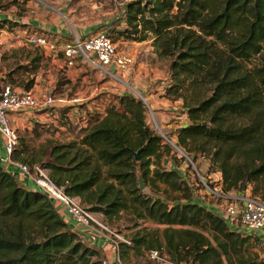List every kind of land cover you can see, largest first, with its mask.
Wrapping results in <instances>:
<instances>
[{
    "label": "trees",
    "instance_id": "trees-1",
    "mask_svg": "<svg viewBox=\"0 0 264 264\" xmlns=\"http://www.w3.org/2000/svg\"><path fill=\"white\" fill-rule=\"evenodd\" d=\"M17 26L7 21L0 29ZM108 26L109 36L151 39L158 56L170 60L165 92L182 102L190 123L176 137L160 135L148 124L141 98L113 94L104 113L88 112L91 119L78 140L50 143L34 154L22 143L13 158L41 163L66 194L109 222L127 217L132 228L147 222L164 226L144 227L131 244L121 242L122 261L129 249L144 248L177 264H262L260 240L232 230L192 202L191 183L164 162L177 165L172 140L190 161L201 156L208 173L221 175L222 195L251 188L264 202V0H130L123 16ZM33 84L30 80L25 89ZM37 125L39 137L49 131ZM140 178L149 193L140 189ZM170 193L178 196L167 198ZM102 259L46 195L0 165V264H101Z\"/></svg>",
    "mask_w": 264,
    "mask_h": 264
},
{
    "label": "crops",
    "instance_id": "crops-1",
    "mask_svg": "<svg viewBox=\"0 0 264 264\" xmlns=\"http://www.w3.org/2000/svg\"><path fill=\"white\" fill-rule=\"evenodd\" d=\"M3 1V4L9 7L12 6L15 10H18V7L25 10V8H30L33 5V1L29 0ZM102 1V4L97 3L96 1V6L99 4V6L103 8L104 5L107 4V0ZM13 11H5L6 15L4 16L11 17V22L19 26L11 29L7 27L0 29V51H2V53H7L9 56L7 58L8 65L4 69L6 73L4 75H0V84L5 83L4 79L6 78V75L10 74L9 84L17 90L25 91V84L30 80H33L34 84L30 89V92L36 94L37 96H41L46 93L54 94V92H59L60 94H57V96L63 98L60 104H56V106L46 110L11 113L10 121L14 129L18 130L20 125L28 126L30 124L31 126L33 125L34 132L35 125L43 124L49 125L48 127L53 125L57 130H64L67 125L57 124L58 121L56 119L62 117L63 115L73 121L74 118H76V115L84 113L83 108L86 107V104H90L91 101L99 98V94L103 92L108 94L110 98L103 103L102 107L97 106L96 108H93L91 105L86 107V111L88 112L102 114L104 113L106 105L111 101V95L133 94L131 92L124 91L127 86L135 92L133 95L144 100L148 108H150L153 112L154 116H156V119L163 130H169L174 137H176L175 134L177 130L190 123L187 115L183 111L182 102L172 100V97L167 95L165 92V88L167 86V75L164 67L158 66L157 68H154V66L148 61L139 63L138 68H131L126 72H122L123 75H121L117 81L122 85L111 81L107 76L105 77L101 75L100 72H97L82 61H77L75 65L71 67L67 64L66 59L62 55H47L43 53L41 49L29 45L26 41L27 37L33 34H45L51 37L70 39L73 34L68 37L64 26L60 27V25L58 26L55 23H52L57 17H59V15L62 14L51 16L50 20H48L45 18V12H41L40 10L33 12L35 14L34 16L29 15L28 11L23 13L21 16L14 14ZM113 14H115V10L107 7L106 11L103 10V16L99 17L98 21L94 25L89 28L83 27L77 30V34L81 37H86L98 33L99 27L106 24ZM70 24H72V22ZM128 41L130 40H123V38L118 41L126 47L121 48L119 51L125 53L132 52L133 46H127L129 45ZM136 44L142 47L143 45L147 46L150 42L145 41L138 42ZM131 55L135 57L134 53ZM18 67H23L24 69L20 70V72H14V70ZM26 68L33 70H25ZM122 86H124V88H122ZM83 100H86V102H83ZM66 118L65 121L68 122ZM82 127L85 128L86 125H83ZM80 129L81 128H79V130ZM79 136L80 134H77L76 138L73 139V137H71L66 140L70 143L72 142V139L73 141L78 140V138L81 137ZM68 143L64 142L63 144ZM169 163L171 162L169 161ZM208 166L209 165L207 164V170ZM219 177V184L221 185L220 174ZM245 194L251 195V188H249L246 193H231L229 196L236 198ZM192 202L199 203L214 213L217 212V203L213 204L204 200L200 201L198 197H195V195ZM144 227L148 230L156 227L160 229L164 228V226H158L152 222H147L136 228L120 230L119 232L123 237L130 240L135 233L142 230ZM230 228L237 231L231 226ZM246 235H252L258 238L261 245H264V229ZM84 240L86 243L99 250L102 257L108 258L111 264H154L153 260L149 257V252H147L144 248H139V250L129 249V251L125 254L124 261H122L112 245L99 241ZM259 251L260 250H258V253Z\"/></svg>",
    "mask_w": 264,
    "mask_h": 264
},
{
    "label": "built area",
    "instance_id": "built-area-1",
    "mask_svg": "<svg viewBox=\"0 0 264 264\" xmlns=\"http://www.w3.org/2000/svg\"><path fill=\"white\" fill-rule=\"evenodd\" d=\"M0 10V24L12 21ZM31 46L39 48L51 56L62 55L69 66L77 61L102 71L109 77H118L111 68L124 72L134 64L130 53L119 52L113 39L105 30L92 36H72L70 39L51 37L45 34L29 35L26 39ZM62 102L55 95H41L30 91L17 90L10 84H3L0 89V165L15 174L16 179L25 185L46 195L56 206L74 232L83 239L104 242L113 246L119 256L121 242L131 244L120 232L112 229L101 214L88 210L78 197L65 193V187L57 185L51 178L50 171L40 164L30 165L13 158L20 145L18 131L11 125V113L41 111ZM205 185V184H204ZM207 187V186H206ZM209 191L214 194L212 190ZM223 204H217L216 213L231 227L243 234H252L264 229V202L252 195L232 198L229 195L216 194ZM264 239V238H263ZM259 261L264 264V245L259 251ZM154 264H177L158 250L149 252ZM101 264H111L104 258ZM121 264V263H120Z\"/></svg>",
    "mask_w": 264,
    "mask_h": 264
},
{
    "label": "rangeland",
    "instance_id": "rangeland-1",
    "mask_svg": "<svg viewBox=\"0 0 264 264\" xmlns=\"http://www.w3.org/2000/svg\"><path fill=\"white\" fill-rule=\"evenodd\" d=\"M29 1H33V5L30 8H19L18 10H15L9 6H6L5 4H3V0H0V10L2 11H13L14 14L21 16L23 13H25L26 11H28V14L31 16H34L35 14L33 12H35L36 10H40L41 12H45V18L50 20L51 16H55V15H59V17L56 18V20H54L52 23H55L56 25H60V27H65L66 28V33L67 36L70 37L72 34L74 35H78L77 34V30L83 28V27H90L92 25H94L99 17H102L103 15V10L106 11L107 7L115 10V14L112 15V17L110 18L109 21L106 22V24L102 25L101 27H99L98 32L100 30H105L108 33V28H109V23H111L112 21H117L119 20V18H121L123 16V12L125 10V6L126 4L130 1V0H107V4L104 5V7L102 8L101 6H96V1L97 3H103V1L101 0H29ZM12 14V13H11ZM72 24H70L71 22ZM72 25V26H71ZM74 25V26H73ZM124 24L123 22L121 23V27L123 28ZM111 34V38L113 39V41L116 44L117 50L119 51L121 48H126L124 44L119 43L118 41L121 40L122 38H117V35L113 32H109ZM79 36V35H78ZM81 37V36H80ZM66 39V38H65ZM124 40V39H123ZM148 42H150V44H148L147 46L143 45L142 47L138 46L136 43V41H128L127 46H133L132 52H130L131 54L134 53L135 57L134 58V64L131 68H138L139 67V63L142 62H149L150 64H152L154 66V68H157L158 66L160 67H164V69H166V83L168 86L171 85V80L169 78V72H168V64L170 62V60L168 59H164V58H160L158 56V54L156 53L154 47L152 46V40L149 39L147 40ZM135 42V43H134ZM145 42V41H144ZM134 43V44H132ZM148 49V50H147ZM153 49V50H152ZM122 52V51H119ZM0 75H4L5 72V68L7 67L8 63H7V58L9 57L7 53H2V51H0ZM89 66V65H88ZM91 67V66H90ZM93 68V67H91ZM129 68V69H131ZM94 69V68H93ZM128 69V70H129ZM96 70V69H94ZM93 70V71H94ZM111 70L114 71V74L118 77L123 75V73L121 71H117L115 68H111ZM126 70V71H128ZM100 72L101 75L103 76H107L111 81L118 83V79L114 78V77H109L107 74H105L102 71H98ZM124 71V72H126ZM3 84L6 83H1L0 84V89L1 86ZM121 84V83H118ZM102 85V84H101ZM122 85V84H121ZM122 88H124V86H122ZM106 90V89H105ZM124 91L126 92H131L133 94H135V92H133V90H131L130 88H125ZM110 92V91H109ZM57 94L59 95L60 93H46V95H55L56 98L58 99H63L59 96H57ZM45 95V94H44ZM138 95V94H137ZM99 98L94 99L93 101H91L90 104H86V107L90 106L93 108H96L97 106L102 107L103 103L107 100H109L110 96L106 93H100L99 94ZM79 102V101H78ZM83 102H86V100ZM80 102V103H83ZM90 102V101H89ZM61 103V102H60ZM58 103V104H60ZM84 109V113H80L78 115H76V118H74L73 121H71L68 117H59L58 119H56L58 121H56L57 124L60 125H67L64 130H57L53 125L51 127H48L49 125H40L39 126H43L44 128H47L49 131L47 133H45L43 136L39 137L36 135L35 131L33 132V125L31 126L30 124L28 126L26 125H20L19 127V135H20V145H19V149H22L21 144H25L28 145L30 148V153L29 154H34L37 153L39 151H41L44 147H48L50 145V143H59V144H63L68 143L66 139L73 137L76 138L77 134L80 133L81 130H83L84 128L82 127L83 125H87L88 121L91 119L88 111H86L87 109ZM148 108V106H147ZM65 118L68 120V122L65 121ZM147 122L148 124L155 129L160 135H171V133L169 132V130H163V128L161 127V125L159 124V122L156 119V116H154L153 112L150 110V108H148L147 111ZM34 124V123H33ZM79 128H81L79 130ZM72 139V142H73ZM64 141V142H63ZM169 143L175 148V151L177 152V157L176 159V164H173L172 162L169 163V161H165L164 165L167 168L170 169H177L179 171V173L184 176V178L191 183V186H193V190H194V195L195 197H198V199L204 200V201H208L211 203H217V204H223L224 202L222 200L217 199L216 194H221L222 193V189L221 186L219 184V173H212L209 174L207 172V161L205 159H203V157L199 156L198 158V162L194 163L192 161H190L189 157L187 158L186 154L184 153V151L178 147L175 146L174 141L169 140ZM182 157H184L186 159V162H188L190 164V169H187V164L186 162L182 161ZM38 163V162H37ZM43 163V162H42ZM41 164V163H40ZM199 167V170L198 168ZM205 175L207 177V181L209 183L212 184V188H209L208 186L206 187L205 184V180L202 177V175ZM198 179V182H200L199 184L196 182V179ZM144 183V182H143ZM145 185V184H144ZM28 186V185H26ZM165 185H161L162 190L165 189ZM212 190L214 192V194H212L210 191ZM145 192L149 193L150 190H148V188L145 185ZM162 192V191H160ZM173 196H178L177 194L174 193H170L169 195H167V198H172ZM104 221L114 230L116 231H120V230H125V229H131L132 225L130 223H128V218H122L120 220H115L114 222H109L108 220H105V218H103ZM154 226V225H153Z\"/></svg>",
    "mask_w": 264,
    "mask_h": 264
},
{
    "label": "water",
    "instance_id": "water-1",
    "mask_svg": "<svg viewBox=\"0 0 264 264\" xmlns=\"http://www.w3.org/2000/svg\"><path fill=\"white\" fill-rule=\"evenodd\" d=\"M144 101V100H143ZM146 104V103H145ZM147 105V104H146ZM144 150V148H141L140 150H138L136 153H135V161L136 162H139L141 159H142V151ZM139 183H140V189L141 190H144L145 189V185L143 183V180L142 178L139 179ZM245 188V187H244Z\"/></svg>",
    "mask_w": 264,
    "mask_h": 264
}]
</instances>
